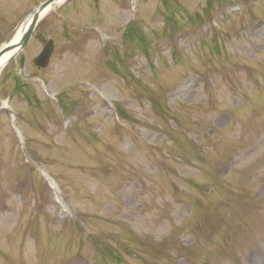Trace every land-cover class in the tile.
I'll use <instances>...</instances> for the list:
<instances>
[{
	"label": "rangeland",
	"instance_id": "374dc122",
	"mask_svg": "<svg viewBox=\"0 0 264 264\" xmlns=\"http://www.w3.org/2000/svg\"><path fill=\"white\" fill-rule=\"evenodd\" d=\"M0 264H264V0L46 14L0 73Z\"/></svg>",
	"mask_w": 264,
	"mask_h": 264
},
{
	"label": "water",
	"instance_id": "95a60500",
	"mask_svg": "<svg viewBox=\"0 0 264 264\" xmlns=\"http://www.w3.org/2000/svg\"><path fill=\"white\" fill-rule=\"evenodd\" d=\"M59 0H47L45 1L43 4H41L40 6H38L37 9H35L33 11V13L31 14V21L28 25V28L26 29V31L24 32L22 39L19 43V45L17 47H14L13 45L9 44L6 45L5 47H3L0 50V58L1 56H3L5 53L15 49L16 52L23 49L28 43L29 40L32 36V33L39 21V19L41 18V13L43 11H45L48 7L53 6L55 3H57ZM70 1V0H69ZM53 51V43L52 41H49L45 46L43 51L41 52V54L35 58L34 63L40 67H46L49 64V59L51 56V53Z\"/></svg>",
	"mask_w": 264,
	"mask_h": 264
},
{
	"label": "bare ground",
	"instance_id": "6f19581e",
	"mask_svg": "<svg viewBox=\"0 0 264 264\" xmlns=\"http://www.w3.org/2000/svg\"><path fill=\"white\" fill-rule=\"evenodd\" d=\"M61 2L57 3L61 4ZM51 8V7H50ZM50 8L46 9L44 12H42L41 16H45L46 14H48V12H50ZM31 16L27 19V21L21 25L19 27V29L17 30V32L15 33L13 39L11 40L10 44L13 45L14 47H17L22 39V36L24 34V32L26 31V29L28 28V25L31 21ZM9 44V43H8ZM17 48L5 53L3 56H1L0 58V73L2 72V70L6 67L11 55L16 51Z\"/></svg>",
	"mask_w": 264,
	"mask_h": 264
}]
</instances>
